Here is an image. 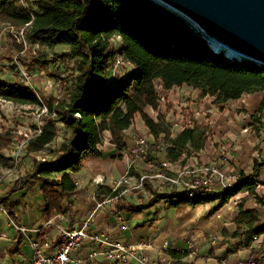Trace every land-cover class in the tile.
<instances>
[{"label":"trees","instance_id":"1","mask_svg":"<svg viewBox=\"0 0 264 264\" xmlns=\"http://www.w3.org/2000/svg\"><path fill=\"white\" fill-rule=\"evenodd\" d=\"M34 3L36 7L31 8L21 0H0V21L18 27L26 25L27 37L32 44L38 43L39 48L66 46L51 56L38 51L18 54V59L28 69L33 65L45 67L51 62H66L64 79L68 83L63 85L59 97L48 98L22 81L0 80V97L16 104L48 107L41 131L28 138L27 152L40 151L50 144L58 135L60 123L69 130L57 156L46 162L35 159L30 174L42 181L46 212L62 214L66 228H73L77 222L72 202V194L78 187L74 173L88 157L103 153L101 145L107 135L116 148H125V130L137 115L155 136L149 146V159L162 168L166 166L155 154L161 144L170 162L183 160L205 148L211 134L208 124L200 122L171 134L165 113L159 112L155 119L145 110L147 105L158 110L161 104L156 80L160 79L166 89L184 83L198 88L200 97L214 96L213 101L221 110L227 101L245 93L263 92L251 118L258 123L264 116V65L215 51L185 19L162 4L153 0H34ZM117 36L118 43L113 40ZM16 48L22 50L19 44ZM119 54L132 64L125 68L127 74L120 77L119 72H113ZM8 57L12 59L14 54ZM61 74L58 69L51 73L55 77ZM17 135L15 128L0 130V166H13L4 148ZM263 165L264 159L255 158L252 173L241 172L246 180L221 190L204 188L196 196L175 188L161 191L145 180L144 188L151 194L149 200L137 205L118 200L115 211L138 213L162 200L172 207L215 202L213 211L243 188L255 190V183L249 179L259 175ZM115 193L103 184L96 188L95 197L102 200ZM10 194L11 191L3 195L0 204L19 223ZM257 199L264 205V193ZM233 222V230L224 226L222 232L237 238L238 247H248L264 233V216L257 205L247 206L241 201ZM169 253L173 257L169 264H183L181 259L187 251L171 249Z\"/></svg>","mask_w":264,"mask_h":264},{"label":"rangeland","instance_id":"2","mask_svg":"<svg viewBox=\"0 0 264 264\" xmlns=\"http://www.w3.org/2000/svg\"><path fill=\"white\" fill-rule=\"evenodd\" d=\"M21 1L31 8L36 7L34 0ZM153 1L164 4L162 0ZM164 5L171 8L174 13H177V15L179 14V16H181L191 25L196 26L195 22L185 14L166 4ZM9 25V22L0 21V80L9 82L19 80L30 85L34 90L39 91L48 98L59 97L63 89V85L68 83L67 79H64V76L67 74V72L64 70L66 62H58V67L57 64L51 62L45 67L33 65L30 69L26 68L18 59V54H35V51L33 48L25 52L18 50L16 48V44L19 43H17L15 38L9 34ZM113 40L118 43L120 39L117 36ZM19 46L21 45L19 44ZM66 48V46H59L54 49L41 47L38 48L36 52L41 51L46 55L51 56L54 52H59ZM13 54L14 57L12 59L8 57L12 56ZM130 67L131 66L127 64L124 65L120 71H116V73L119 72L117 76L120 77L126 75L127 69L125 68L129 69ZM57 69L62 72L61 77H55L51 75V73L56 72ZM24 71L30 75V80L25 79L23 75ZM156 85L161 96V104H168L170 107V115L167 118L168 120H174V118L180 116L184 117L188 116V114H192V117L195 119H193L194 123L196 121L199 122L197 112L202 110L201 107L203 106V104H201L202 100H198L200 97L199 94L193 95L194 93L192 94V90L190 92L180 88L176 90L177 87L175 86L174 92L181 95V102H184L194 96V102H199L198 104H195L194 107H199V109L196 110L194 107L192 108L182 106L181 103H178V106H174L176 104L175 102L166 101L169 99L166 96V94H168L166 88H164L163 85L161 86L158 80H156ZM185 87H188L187 84H185ZM244 95H247L249 98V102H247L246 105H241L236 100H229L226 102V105L224 104V106L227 107L225 111L231 109V115L234 117V122L236 125L233 122L228 129L232 130V132L229 131L228 134L222 138V131H225V129L222 128L219 131L221 121L215 128V133L212 130V126H210L211 134L208 138L205 148H209V146L213 143H216L217 148L218 145H220L219 148L222 150V155L228 157V162L231 166H234L237 171L243 172L245 174H251L254 169L255 158H258V161L263 160L260 154L264 151V146L262 143L264 139V116L258 123H254L253 119L251 118V115L257 111L260 105L259 99H262L263 92L245 93ZM210 96L214 97L212 95ZM209 98L210 97H208V99ZM209 102L216 104L214 101ZM216 106L219 107L217 104ZM246 112L248 113L246 114ZM251 112L252 114L249 115ZM40 113V105L31 106L27 104H16L11 103V101L8 99L0 97V130H4L6 128H15L18 130L19 135L14 138V141L19 142V140L23 138L21 135L23 131L34 132L33 126L44 122L46 113L41 115ZM140 123L143 126L142 128L145 129L143 123L141 121ZM59 125L60 130L58 135L50 144L46 145L44 149L37 152H27L26 149L22 150V153L20 154V162L15 166L11 173L5 174L2 178V182L0 184L5 183L4 186H2L3 189L8 191L10 188H13L14 186L16 187L17 184H25L27 180L31 178L30 174L32 173L35 159H38L41 162H46L48 160L54 159L57 156L58 148L63 140V137L65 134L69 133V130L64 125L61 123ZM246 126L249 127L248 131H244ZM137 131H139V129ZM140 132L147 133V131L144 132L141 131V129ZM213 134H217L219 136L215 137ZM236 137H238L239 140H235ZM239 143L240 145H238ZM164 148V144H161L156 148L155 154L163 160V164L167 167V170L169 169L171 171H175L179 167L189 163L190 160L196 156H194V153H192L183 160L170 162L167 161L165 157ZM236 151H244L243 160L238 159L236 161L235 154H233V152ZM122 156L123 154H120V157ZM125 159V167L127 168L128 157ZM1 167L0 174H2ZM162 169L164 168H162L152 159H149V156L147 155L146 157H137L133 172L139 177L143 173H152ZM261 173L264 174V165L262 166ZM10 176H12L11 179ZM121 176L117 178H120ZM113 180L114 179H109L106 177V185H112ZM131 183L135 184L134 181ZM246 190V188H243L240 191V200L245 201L247 206H259L261 210V216H264V205L257 199L258 195L264 193V186L260 187L259 191L249 190V193H246ZM4 193L5 192L1 191L0 187V198ZM150 195V192L143 186L141 188L130 189L129 191L122 194L119 199H117V201L121 200L125 203L137 205L142 202H147ZM116 202L109 204L107 207L108 210L111 211V215L114 216L116 215ZM213 204V202H210L208 204L205 203L202 206H187L183 208L172 207L166 201L165 203H163V201H158L150 208L138 212L137 214L135 213V216L128 219L126 218L124 221H127L129 227L125 230H121L120 237L125 239H136L140 234L147 235L150 233V229H154L155 236L153 239L159 237V243L157 245L161 249L162 253H169V250L173 248L175 250L187 251V254L181 259V263L183 264H217V262L226 264L233 253L238 252L239 249L247 248V251L242 252V258L240 260L246 259L250 256L251 249L245 246L238 247L236 244L237 238H234L230 235H224L222 232L224 226L229 227L231 230L235 228L233 218L237 213L238 204L236 205L233 201L229 200V202L222 205L217 210L212 211L210 208ZM115 221L116 223L118 222V220ZM138 221L140 222V225L146 226H142L141 228L137 227ZM58 232L59 230L56 229V236L58 235ZM256 240L262 241L264 245V234H260L255 239V241ZM180 248H183V250ZM163 258L159 259L160 262H164L166 264L170 263L171 259ZM200 261L203 262L200 263Z\"/></svg>","mask_w":264,"mask_h":264},{"label":"built area","instance_id":"3","mask_svg":"<svg viewBox=\"0 0 264 264\" xmlns=\"http://www.w3.org/2000/svg\"><path fill=\"white\" fill-rule=\"evenodd\" d=\"M9 28V34L22 46V52L33 48L36 53L39 44L30 42L26 35V25L18 27L10 24ZM126 64L132 65L122 55H117L113 64V72L122 69ZM23 75L26 80H30V75L26 71L23 72ZM11 103L14 102L11 101ZM47 112L48 107L43 105L40 115ZM77 114L79 115V113ZM193 119L192 114H188V116H180L174 118V120H168L171 134H176L178 130L185 127L196 125L198 122L194 123L195 119ZM42 124L43 122L38 123V127L34 129V132L23 131L21 133L24 134L23 138L19 142L13 140L11 144L4 148L5 154L11 157L13 166H0L2 169L0 183L3 176L11 173L20 162V154L23 149H26L28 138L35 132H40ZM248 130L249 127L246 126L244 131ZM130 136L133 140L132 143L127 144L121 150V153L128 157L127 168L120 178L114 179L113 184L109 185L116 193L107 195L102 200H97L80 225H76L71 229L66 228L62 214H54L43 224L36 226H27L12 220L16 229L33 249L32 259L24 264H82L88 260L109 262L110 264H166L151 257L150 251L155 247V242L151 238L130 240L117 237L109 231L95 229L93 222L96 220L98 211L116 202L122 194L130 189L143 187L145 180L150 181L154 188L162 191L175 188L186 191L190 196H196L204 188L221 190L247 179L245 177L242 178V173L228 164V157L225 155H220L217 159H193L175 171L167 170L166 167L156 172L143 173L138 177L133 172L137 157H146L148 155L149 146L154 142L155 136L149 131L147 133L132 131ZM107 137L109 135L105 137L104 141ZM198 153L197 151L194 154L197 156ZM260 155L264 159V151ZM249 180L255 183V190L257 191L264 186V174L262 173ZM76 181L77 184L81 182L78 179ZM132 181L135 184H132ZM94 182L97 187L106 184V176H96ZM245 192L249 193V190L247 189ZM240 194L239 191L230 199L236 205L241 201ZM118 216L123 219L121 214ZM51 225L59 230L57 236L53 230L51 232ZM127 227V224L122 223L120 229H126ZM248 247L251 249L250 256L241 260L239 264H264V246L262 241L254 240ZM83 249L86 251L85 255L82 254Z\"/></svg>","mask_w":264,"mask_h":264},{"label":"crops","instance_id":"4","mask_svg":"<svg viewBox=\"0 0 264 264\" xmlns=\"http://www.w3.org/2000/svg\"><path fill=\"white\" fill-rule=\"evenodd\" d=\"M158 81L160 82V85L162 86V81L160 79H158ZM187 86L188 87H185V83L182 85H178L176 86L177 87L176 90H178V88L182 90H188L189 92L192 90V94L194 93L193 95L199 94L198 88H195L188 84ZM166 90L168 92L166 96L169 98L166 101L175 102L176 104L174 106H178L179 105L178 103H181L182 106L193 108L195 104L199 103L198 101L194 102L195 101L194 96H192L190 99H187L184 102H181V95L179 93L174 92L175 86L172 88L166 89ZM182 95H183V92H182ZM243 95L240 98L233 99V100L238 101L241 105L243 104L246 105V103L249 102V98L247 95H244V96ZM208 97L210 98L208 99ZM198 100L200 101L202 100L201 104H203V106L201 107L202 110H199L197 112L198 120H199L198 123L204 122L205 124L212 126V130L214 132L215 128L221 121V126H219V131L222 128L225 129V131H222L223 132V135L221 136L222 138H224L228 134L229 131L232 132V130H228L230 126L232 125V123L234 122V117L231 115V109H228V111H225L227 107H224V109L221 110L219 107L216 106V104L209 102V101L214 100V97H211L210 95L199 97ZM260 101H261V98L259 99V103ZM194 109L197 110L199 109V107H194ZM145 110L155 119L157 118L159 112L165 113V116H167L166 119L170 115V112H169L170 107L168 104H165V105L160 104L158 110H154L152 106L147 105L145 107ZM247 113L248 112H246V114ZM251 114L252 112L249 113V115ZM140 121L145 126V129L142 128L143 126L140 123ZM146 128L147 126L145 125V122L142 119V117L140 115H137L134 122L131 124V126L125 130V140L127 144H130L133 141L130 136L132 131H137L138 129L140 131L141 129V131L148 132L149 130L148 128L147 129ZM213 135L215 137L219 136L217 134H213ZM109 139L110 137H107V139L104 141L102 145L103 153L101 155H91L90 157L86 159L83 167L74 173V177L78 180H81L80 184H78L76 191L72 194V202L74 204L75 212L77 215L76 225L81 224L82 220L89 213L91 207L97 201L95 197V191H96L97 186L94 182V178L96 176L103 175L109 179H115L121 176L126 170V167H125L126 159L125 158L127 157V155L123 154V156L120 157V154H122L121 150L116 148V146L113 143H111ZM236 139L239 140L238 137H236L235 140ZM262 143L264 146V139ZM238 145H240V143ZM219 147L220 145H218V148H217L216 143H213L212 145L209 146V148H203L200 151H198L199 153L197 154V156H195L194 154L195 157L192 158V160L193 159L206 160L209 158L217 159L220 157V154L222 155V150ZM233 154H235L236 161L238 159L240 160L244 159V156H243L244 151L242 152L236 151V152H233ZM11 178L12 176H10V179ZM4 184L5 183L0 184L1 191L5 192L4 194L11 191L10 197H11V200L14 201L15 211L18 214L19 219H20L19 224H25L27 226L41 225L48 218L52 217V215H49L45 210L44 199H43V195L41 192V185H42L41 180H39L38 178L31 177L27 180L25 184L18 185L16 183L17 184L16 187L14 186L13 188H10L11 190L9 189L8 191L2 188ZM162 201L163 203H165L164 200ZM213 203L215 204V202ZM203 204L205 203L198 204L196 205V207L202 206ZM108 206L98 211L96 220L93 222V226L95 227V229L109 231L111 232V234L117 237H120L121 230H125V229H120L121 224L125 223L129 227L127 221H124V220L126 218L128 219V218L135 216L137 213L135 214V213H131L125 210H121L118 212L115 211L116 215L114 216V215H111L112 213L111 211L108 210L107 208ZM187 206H190V205H182L179 207L185 208ZM119 214L122 215L123 219L119 218L118 216ZM115 220H118V222L116 223ZM139 223L140 222L138 221L137 227L139 228H141L142 226H146V225H140ZM50 230L51 232L53 230L55 233L56 227L55 226L52 227L51 225ZM20 236H22V234L16 229V226L14 225L12 219L8 216L6 210L3 208V205L0 204V264H24L27 261L32 259V256H33L32 247L27 241L24 240L23 236L22 238H20ZM154 236H155L154 229L153 230L150 229L149 234L147 235L140 234L136 239H133V240L142 239V238L153 239ZM153 240L155 242V247L150 251L151 257L158 261H160L159 259L163 258V256H164L163 259L173 260V257L168 252L167 253L161 252V249L157 245L159 243V237H156ZM180 249L183 250V248H180ZM247 250H248L247 248L239 249L238 252L233 253L230 256L226 264H239V262L241 261L240 259L242 258V252L247 251ZM250 253H251V250H250ZM82 254L83 255L86 254V251L84 249L82 250ZM202 262L203 261H200V263ZM82 264H110V263L103 262V261H97V260H90V261L88 260ZM217 264H222V263L217 262Z\"/></svg>","mask_w":264,"mask_h":264},{"label":"water","instance_id":"5","mask_svg":"<svg viewBox=\"0 0 264 264\" xmlns=\"http://www.w3.org/2000/svg\"><path fill=\"white\" fill-rule=\"evenodd\" d=\"M162 1L191 18L196 26L189 23L190 26L203 35L215 51L264 65V0ZM215 42L221 46L216 48ZM228 50L239 56L228 55Z\"/></svg>","mask_w":264,"mask_h":264},{"label":"bare ground","instance_id":"6","mask_svg":"<svg viewBox=\"0 0 264 264\" xmlns=\"http://www.w3.org/2000/svg\"><path fill=\"white\" fill-rule=\"evenodd\" d=\"M163 2V1H162ZM164 4H166V5H168V6H170L169 4H167L166 2H164ZM170 7H172V6H170ZM172 8H174V7H172ZM175 9V8H174ZM175 10H177V9H175ZM177 11H179V10H177ZM180 12V11H179ZM181 14V13H180ZM188 17V16H187ZM191 19V18H190ZM189 20V19H188ZM193 21V20H192ZM214 46L216 47V48H218V47H220L221 46V44H219L218 42H215V44H214ZM228 55H230V56H239L237 53H234L232 50H228Z\"/></svg>","mask_w":264,"mask_h":264}]
</instances>
